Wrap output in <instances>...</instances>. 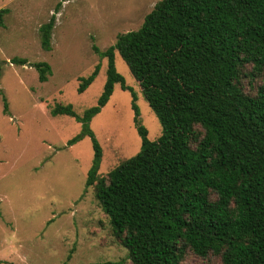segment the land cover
I'll return each mask as SVG.
<instances>
[{
  "label": "trees",
  "instance_id": "16d2710c",
  "mask_svg": "<svg viewBox=\"0 0 264 264\" xmlns=\"http://www.w3.org/2000/svg\"><path fill=\"white\" fill-rule=\"evenodd\" d=\"M9 12L0 9V27ZM55 23L56 14L40 28L47 52ZM94 50L108 61L97 105L79 115L72 104H58L50 113L82 126L69 147L92 140L86 186L94 189L128 260L184 264L191 254L219 257L222 264H264V0H160L138 30L118 35L105 51ZM117 53L163 133L149 138L133 93L142 149L103 176V149L91 123L116 85L132 90L117 69ZM11 63L25 66L28 60ZM33 66L46 82L51 66ZM101 68L81 78L79 94ZM3 101L8 114L5 96Z\"/></svg>",
  "mask_w": 264,
  "mask_h": 264
},
{
  "label": "rangeland",
  "instance_id": "374dc122",
  "mask_svg": "<svg viewBox=\"0 0 264 264\" xmlns=\"http://www.w3.org/2000/svg\"><path fill=\"white\" fill-rule=\"evenodd\" d=\"M0 0L9 9L0 27V264H102L128 260L112 234L109 218L86 180L92 165V140L69 147L82 126L68 116L53 117L58 104H72L82 115L97 105L107 80V50L120 34L138 30L160 0ZM56 14L52 51L41 47L40 28ZM118 71L131 91L116 85L91 128L103 149L100 173L107 176L137 155L142 139L135 125L133 93L141 122L156 140L162 125L122 57ZM13 58L29 65L16 66ZM52 68L46 82L33 66ZM102 68L92 86L78 93L81 78ZM9 112L4 114L3 97ZM184 264H222L189 254Z\"/></svg>",
  "mask_w": 264,
  "mask_h": 264
},
{
  "label": "water",
  "instance_id": "95a60500",
  "mask_svg": "<svg viewBox=\"0 0 264 264\" xmlns=\"http://www.w3.org/2000/svg\"><path fill=\"white\" fill-rule=\"evenodd\" d=\"M27 65H29V64H27Z\"/></svg>",
  "mask_w": 264,
  "mask_h": 264
}]
</instances>
